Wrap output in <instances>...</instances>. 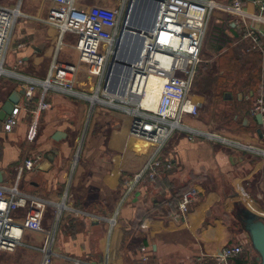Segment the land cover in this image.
<instances>
[{"label":"crops","instance_id":"0c3cea01","mask_svg":"<svg viewBox=\"0 0 264 264\" xmlns=\"http://www.w3.org/2000/svg\"><path fill=\"white\" fill-rule=\"evenodd\" d=\"M19 1L0 3L19 5L21 12L0 66V108L12 91L25 84L36 82V90L31 101L22 96L15 105L19 121L11 131L3 128L6 117L0 118V185H10L17 175L15 167L39 155V166L21 173L18 188L45 209L42 230L24 231L18 248L0 251V264H28L27 255L39 252L45 233L55 225V204L66 191L72 194V209L63 210L58 220L49 264H200L202 254L207 263L224 245L249 241L240 218L253 214L264 219L261 156L203 137L191 140L188 132L178 131L162 148L155 178L144 179L126 193L125 183L143 167L151 144L129 133V117L107 103H94L97 95L85 92L93 77L78 62L76 36L56 26L67 5ZM111 1L73 0L72 7L110 8ZM239 2L247 13L264 6V0ZM148 5L141 2L139 8ZM214 17L213 39L218 43L201 47L200 58L202 51L208 59L217 56L214 65L221 77L216 83L222 99L233 108V120L224 125L230 130L211 127L198 115L185 118V123L264 148V126L250 112L253 98L264 94V38L261 48H252L234 16L217 11ZM259 27L264 30V25ZM58 42L63 43L61 49ZM240 54L246 56L241 63ZM53 64L67 70L57 75L71 82L72 89L46 86L43 99L48 107L39 113L29 138L31 110ZM191 192L194 198L180 214L178 206ZM25 213V208H18L13 215L22 220ZM256 257L251 248L228 264H259Z\"/></svg>","mask_w":264,"mask_h":264},{"label":"built area","instance_id":"2783aa9c","mask_svg":"<svg viewBox=\"0 0 264 264\" xmlns=\"http://www.w3.org/2000/svg\"><path fill=\"white\" fill-rule=\"evenodd\" d=\"M49 1L67 5L64 19L56 26L61 32H70L76 36L74 49L78 62L89 77L97 79L96 95L101 91L105 98L94 103H107L114 107L117 114L129 117V133L151 144L143 167L125 183L126 193L144 179L155 178L161 164L162 148L172 134L178 131L188 132L191 140L203 137L231 148L253 152L261 156L264 169V148L242 144L213 131L191 128L185 123V118H195L198 115L203 103L200 96L193 94V86L197 67L201 62L202 43L214 13L221 11L234 16L241 22L243 38L251 42L252 48H261L260 39L264 38V30L259 26L264 25V6L260 7L259 12L247 13L239 0H140L149 5L155 3L157 16L151 27L141 28L139 33L134 32L129 40L126 26L130 22L131 7L135 0H128L126 6L120 10L92 5L84 11L74 9L73 0ZM19 15V5L0 4V66L3 64L13 25ZM127 40L129 48L132 47L133 50L141 44L137 59L129 66L117 62ZM133 40L138 42L136 47L133 46ZM62 44L58 42V49L62 48ZM52 68L49 77L41 82L43 94L31 110L33 120L28 130L29 138L34 135L39 113L48 107L43 99L46 86L53 84L58 88L72 89L71 82L64 81L57 75V71L66 73L67 70L57 64H53ZM150 77L157 79L156 88L148 85ZM35 83L23 86L25 102L33 99ZM119 92L122 93L121 98L116 96ZM18 112L19 108L15 106L6 117L3 123L5 131H11L17 124ZM250 112L253 115L260 114L264 121V94L253 98ZM40 162L39 155L24 159L15 167V180L8 186L0 185V251L12 252L18 248L22 244L24 231L42 230L45 205L33 200L18 188L21 173L39 166ZM194 193L186 194L180 202V214L187 209ZM71 201L72 194L66 191L55 204L56 222L51 231V241L41 249L46 259L41 264L50 262L55 227L62 211L72 209ZM18 208L26 209L22 220L13 215ZM49 237L50 232L47 231L46 244ZM251 248L249 241L226 244L209 258V262L203 263L207 257L204 254L198 260L200 264H228L232 258L243 252H250Z\"/></svg>","mask_w":264,"mask_h":264},{"label":"rangeland","instance_id":"374dc122","mask_svg":"<svg viewBox=\"0 0 264 264\" xmlns=\"http://www.w3.org/2000/svg\"><path fill=\"white\" fill-rule=\"evenodd\" d=\"M13 1H16V0H0V3H12ZM127 3H128V0H112L111 5H113V7H110V8L120 10V8H123V6L125 7ZM18 4H20L19 0H18ZM135 6H136V11L134 14H136L139 11L138 9L141 6V1L137 0L135 3ZM153 8H154L153 4L152 5L150 4L146 7H144L143 12L145 14L144 15L142 14V17L139 20H137V21H139V24L141 26H143L144 29H147L149 27L148 25H149V21L151 18L150 14L152 15ZM145 10H146V12H145ZM214 18L215 17L213 15L211 22L208 26L207 32L205 34L203 43H202V49H204L207 46V44H211V43L217 44L218 43V41L214 40L215 38L213 39L214 34H216L215 32H217V30L215 29L216 26L214 23ZM208 31H209V34H208ZM215 37H216V35H215ZM219 38L223 39V36H221V37L219 36ZM132 43H133V46L135 45V47L138 44V42L136 40H133ZM126 46H127V44H125V46H123L121 54L126 51ZM131 48L132 47H130L128 49L129 54H127V52L125 54V55H128L130 58L134 56V54H133L134 52L131 53V51H132ZM205 53H206V51H202L201 62L199 63V65L197 67L195 83L193 86V94L195 96H200L202 101H203V103L199 109V114H198L197 118H201L204 123L209 124L211 127H214L217 129H219L218 127H220V128L223 127V130L224 129L230 130V128H224V125L227 126L228 123L231 120H233L232 119L233 108L228 103H226L224 101V99H222L221 94H218L220 87H219L218 83H216V82L218 81L219 77H221V76L217 75V74H219V72L216 69V65H214L215 59L217 58V56L214 55L210 59H208V57L204 56ZM245 59H246V56L243 54H240V56L237 57V60L239 63L245 61ZM118 70L119 69H117L116 72H118ZM116 75H117V73L115 74V76ZM0 78L3 79L2 76H0ZM92 81H91V83H93V85L90 86L85 91L89 96L96 94V91H95L96 90V83H95V81H97V79L93 78ZM215 83H216V86H215ZM212 90H214V91L211 92ZM212 93H214V94H212ZM97 96L99 97V99L105 100V98L101 95V91L97 92ZM119 104H121V103H119ZM53 224H54V222H53ZM58 225L59 224L57 223V225L55 227V232L53 234V240L51 242V248L52 249H53V246L56 242V234H57L56 229H57ZM53 226L54 225H52L51 229L48 230V232H50V237L48 239L47 244H46L45 238H44L43 241L41 240L42 244L39 248V252L31 253V254L27 255L26 261L28 262V264H41L42 263V261L44 259V252L41 249H42V247L47 246L49 244V242L51 241V235H52L51 231L53 229ZM29 239L32 242H36L35 239H33L31 237H29Z\"/></svg>","mask_w":264,"mask_h":264},{"label":"water","instance_id":"95a60500","mask_svg":"<svg viewBox=\"0 0 264 264\" xmlns=\"http://www.w3.org/2000/svg\"><path fill=\"white\" fill-rule=\"evenodd\" d=\"M151 1H154V0H151ZM155 1H157V0H155ZM135 3H136V0L132 4V13H131V17H130V22L133 21V25L128 24L126 26V29L128 30L129 40L131 39V35L134 32L139 33L140 29L143 28V26H141L139 24V22L134 20V17L138 13L137 19L139 20L142 17V14L144 15V12H143L144 7L139 8L138 9L139 11L136 14H134L136 11ZM153 6H154V8L152 10L153 12L151 15V19L149 21V27L152 26V24H153V22L157 16L156 4L153 3ZM129 40H127L126 51L124 53L120 54L119 59H117V62L121 65H128L129 66L132 62H134L137 59V57L141 51V44H139L136 47V49L135 48H134V50L132 49L133 50L132 52H134L133 57L129 58L128 55H125L126 52H127V54H129V50H128L129 49L128 48L129 47L128 46ZM125 44H126V42H125ZM130 59H132V60L130 61ZM23 94H24V89H20V90H16V91L14 90L10 93V95L3 102V104L0 108V118L1 119L5 118L9 114H11L13 108L15 107V105L18 104V102H19L20 98L23 96ZM255 118L260 125L264 126V121L261 120L260 114H255ZM259 132L261 133V130H259ZM56 136H58V134H56ZM240 221L243 225L244 230L248 234L250 246L252 247V249L257 254L256 260H258L259 264H264V219L260 216H257V215L247 214L245 216H242L240 218Z\"/></svg>","mask_w":264,"mask_h":264},{"label":"bare ground","instance_id":"6f19581e","mask_svg":"<svg viewBox=\"0 0 264 264\" xmlns=\"http://www.w3.org/2000/svg\"><path fill=\"white\" fill-rule=\"evenodd\" d=\"M131 11H132V7H131ZM145 12H146V10H145ZM145 14V13H144ZM137 15H138V13L136 14V16L134 17V20L135 21H137L138 19H137ZM146 16V15H145ZM149 17V16H148ZM150 17H151V14H150ZM147 18V17H146ZM151 19V18H150ZM144 20V19H143ZM132 21V20H131ZM137 22H139V21H137ZM129 24H131V25H133V21L132 22H129ZM149 26V25H148ZM147 27V26H146ZM130 58V57H129ZM132 59H130V61H131ZM157 79L156 78H154V77H150L149 78V80H148V85L150 86V87H152V88H156L157 87ZM117 97H122V93H117V95H116ZM148 96V95H147ZM148 98H151V97H149L148 96ZM153 98V97H152ZM96 101L95 102H97V101H99V97L98 96H96ZM146 101H147V99H146ZM47 253H50V251L49 250H47ZM46 259H44V261H45Z\"/></svg>","mask_w":264,"mask_h":264},{"label":"trees","instance_id":"16d2710c","mask_svg":"<svg viewBox=\"0 0 264 264\" xmlns=\"http://www.w3.org/2000/svg\"><path fill=\"white\" fill-rule=\"evenodd\" d=\"M212 91H214V90H212ZM218 94H221V88H220V90H219V93H218ZM216 95H217V94H216ZM216 95H215V96H216Z\"/></svg>","mask_w":264,"mask_h":264}]
</instances>
